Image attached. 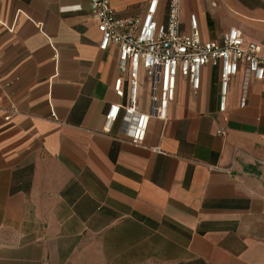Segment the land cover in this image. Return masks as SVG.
<instances>
[{
	"label": "crops",
	"instance_id": "1",
	"mask_svg": "<svg viewBox=\"0 0 264 264\" xmlns=\"http://www.w3.org/2000/svg\"><path fill=\"white\" fill-rule=\"evenodd\" d=\"M89 3L0 0V264H264V78L240 106L239 71L221 113L217 66L197 91L179 77L135 145L104 129L118 53L99 48ZM148 3L111 7L142 18ZM179 4L203 41L236 27L264 42V0Z\"/></svg>",
	"mask_w": 264,
	"mask_h": 264
},
{
	"label": "built area",
	"instance_id": "2",
	"mask_svg": "<svg viewBox=\"0 0 264 264\" xmlns=\"http://www.w3.org/2000/svg\"><path fill=\"white\" fill-rule=\"evenodd\" d=\"M160 2L149 0L142 18L117 17L111 0L89 3L90 15L101 31L99 48L114 46L118 53L113 91L119 101L109 105L104 129L109 131L119 122L123 134L135 145L144 141L152 118L166 119L179 77L188 81L192 91H197L202 67L217 66L221 113L227 109L230 81L239 71L240 106L245 103L248 83L264 78V42L246 40L236 27L222 33L220 41H203L195 15L189 16V31L181 30L179 0H167L166 20L159 23L156 14ZM142 91L147 93V111L139 108Z\"/></svg>",
	"mask_w": 264,
	"mask_h": 264
}]
</instances>
